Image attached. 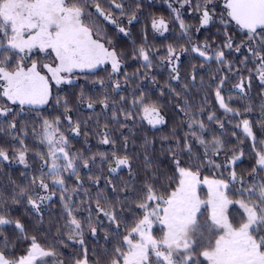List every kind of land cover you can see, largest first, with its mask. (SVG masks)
Here are the masks:
<instances>
[{
	"label": "snow or ice",
	"instance_id": "6c2138e0",
	"mask_svg": "<svg viewBox=\"0 0 264 264\" xmlns=\"http://www.w3.org/2000/svg\"><path fill=\"white\" fill-rule=\"evenodd\" d=\"M110 3L121 9V15H124L122 3H116L115 0H110ZM178 3L180 8L188 6L200 14L201 27L214 22L216 18L217 0H198L196 3L193 0H178ZM90 8L94 11L89 10ZM173 12L180 29L186 32L187 26L181 18L180 10L173 9ZM94 15L116 24L120 33L128 35L127 30L119 26L111 12L105 11L99 0H0V100L5 101L0 106V117L7 119L13 112L7 102L20 106L47 104L52 97L53 84H71L77 71H91L110 62L109 79L120 72L119 54L115 48L106 47V43L111 44V41L100 36V29L88 22ZM135 19L133 14L128 23L131 24ZM219 21L225 26V41L220 48L209 55L211 45L205 42L203 45H193L191 51L206 61L214 56L215 61L221 65L225 64L223 49L245 53L241 63L251 62L254 69H249V72L254 70L260 83L264 85V0H223ZM228 25H234L245 39L237 44L227 31ZM152 27L156 31H167V23L163 18L153 19ZM40 54H43V59L51 60V63L41 64L38 60L31 59L32 55ZM138 55L145 62L144 66L150 68L149 51L141 47ZM167 59L173 65L172 79H179L175 67L179 56L171 46ZM229 69L231 70V64ZM251 79L249 76L248 80ZM223 83L222 79L215 92L216 100L225 113L238 116L239 111L229 107L221 95ZM101 84L103 85V81ZM247 86L250 87V83ZM120 87L119 82L114 84V89ZM235 87L243 92L246 87L245 79L241 78ZM121 101L126 102V98L121 97ZM56 102L59 104L58 99ZM100 103L105 108L108 107L104 101ZM87 106L92 108L93 102H89ZM131 108L132 110L123 111L125 120L134 119L138 115L153 127L165 122L160 106L146 96L134 97ZM64 116L69 127L79 135V124L73 127L71 117L67 115L66 101ZM208 119L215 120L216 117L209 115ZM60 123L59 117L51 121L43 120L38 135L40 143L45 144L48 150L37 153L42 161L37 170L40 175L33 176L30 185L36 198H33L28 189H22L20 195L26 196L32 208L39 212L40 205L51 200L55 194L54 190L49 195H41L40 192H49L50 188L58 186L67 216L65 227L68 229V239L72 240L76 236L82 237L83 232L80 220L74 215V203L69 196L63 195L67 192L64 173H69L68 178L77 175L78 161L81 158L70 153L67 138L60 131ZM241 124L245 138H250L253 142L251 147L255 163L250 176L255 180L257 175H261V181L247 184L243 177L237 176L235 169L231 168L240 159L235 154L224 164H217L209 158V149L213 155L219 156L223 145L219 139L208 142L198 135L196 129L199 128L202 132L205 125L192 114L187 124L191 131L185 136L183 145L178 141L179 150H170L171 162L175 167L173 176L166 178L169 180L167 185L161 184L159 177H156L153 182H145L139 188L133 186L129 192V181L122 188V199L119 196L115 198V202L107 201L104 196L97 199L96 223H100L99 217L102 215L115 224L117 230L121 222L125 228L108 264H264V140L257 139L249 120L244 119ZM9 127L16 129L17 125L12 122ZM237 127L241 125L238 124ZM101 135L102 144L113 142L107 132ZM189 137L204 146L203 156H192L193 144L189 142ZM18 143L21 147L15 150L14 158L27 167V147L23 140ZM182 155H188L189 160H182ZM0 158H10L2 148ZM91 159L94 160L95 157ZM204 161L218 171H223H219L217 178L209 179L205 176L201 179V164ZM83 167H89L88 160L83 161ZM125 167L131 172L129 157L119 156L114 152L109 173H116ZM224 171L228 172L227 176H224ZM202 184L208 189L206 199H202L200 195ZM237 184L239 187H236ZM233 189V194L239 199H229L228 192ZM102 199L106 201L107 207L101 206ZM233 206L237 215L229 212ZM92 211L89 208L90 214ZM129 219L132 220L131 224L128 223ZM12 223L24 235V239L29 241V246L23 255L16 256L14 252H7L8 241L4 238L0 264H50L46 258L57 255L55 247L45 248L36 236L25 235L24 225L18 220L12 221L0 215V226ZM155 225L160 226L159 236L153 232ZM89 228L95 235L97 228L92 225L91 219ZM2 235L0 232V236ZM78 242L83 245L84 240L80 239ZM53 264L62 262L55 261ZM75 264H88L86 252L84 258L77 259Z\"/></svg>",
	"mask_w": 264,
	"mask_h": 264
},
{
	"label": "trees",
	"instance_id": "16d2710c",
	"mask_svg": "<svg viewBox=\"0 0 264 264\" xmlns=\"http://www.w3.org/2000/svg\"><path fill=\"white\" fill-rule=\"evenodd\" d=\"M99 2L105 11L111 12L119 26L128 32V35L120 33L116 24L105 21L103 17L94 15L88 21L100 29V36L111 41V44L106 45L115 48L119 54L120 72L111 79L110 65L76 72L71 84L52 87V97L46 106L31 108L9 104L13 109L12 114L7 119L0 117V148L7 151L10 157L8 160L0 158V215L12 221L18 220L24 225L25 235L36 236L45 248L54 246L57 255L47 258L49 262L75 264L77 259L84 258L86 252L89 264H108L125 228L121 222L117 230L116 225L102 215L99 217L100 223H96L97 199L99 196H104L111 202H115L117 196L122 199V188L129 181V192L133 186L139 188L145 182H153L156 177H159L161 184L167 185L169 180L166 178L173 176L175 167L171 162L170 150H179L178 141L183 145L185 136L191 131L187 124L192 114L205 125L202 132L199 128L196 129L197 134L208 142L219 139L223 145L219 156L213 155L209 149V158L217 164H224L235 154L240 159L231 168L235 169L238 177H243L247 184L259 183L262 179L261 175H257L255 180L250 176L255 163L251 147L253 142L250 138H245L241 124L244 119L249 120L257 139L264 140V85L260 83L254 70L249 72V69H254V65L251 62L242 64L245 53L227 48L223 49V65L218 64L214 56L206 61L191 51L193 45L207 42L211 45L209 55H212L224 43L225 26L219 21L223 7L221 0H217L214 22L204 27L200 25V14L188 6L180 8L178 0H115L116 3L123 4L124 15H121V9L115 8L110 0ZM196 2L198 0H193V3ZM173 9L180 10L181 18L187 26L186 32L180 29ZM89 10L94 11L91 8ZM133 14L136 19L129 24L128 19ZM159 18L167 22V31L163 34H158L152 27L153 19ZM227 31L237 44L245 39L234 25H228ZM170 46L179 56L175 61L179 79H172L173 65L167 59ZM141 47L150 53V68L144 66L145 62L138 55ZM33 58L41 61L43 55H32L31 59ZM249 76L252 77L250 81ZM241 78L246 83L243 92L235 87ZM222 79L224 83L220 88L221 95L229 107L239 111L238 116L225 113L216 100L215 92ZM116 82L121 85L119 89H114ZM248 83L250 87L247 86ZM141 95L160 106L164 123L153 127L138 115L134 119L125 120L123 111L132 110L133 98ZM121 97H125L126 102H122ZM65 101L67 115L71 117L73 127L79 124V135L69 127L65 119ZM100 101H104L108 107L105 108ZM89 102H93L92 108L87 106ZM4 103L5 101L0 100V106ZM209 115H214L216 119L209 120ZM57 117L60 118V131L67 138L70 153L81 158L78 161L77 175L68 178L69 173H64L67 192L63 195L69 196L74 203V215L80 220L83 232L82 237L76 236L72 240L68 239V229L65 227L67 216L58 186H53L49 192H40L41 195H49L54 190L55 194L51 200L40 205L39 212L32 208L26 196L20 195L22 189H28L33 198H36L30 185L33 176L40 175L37 170L42 161L37 153L48 150L45 144L40 143L38 133L43 120L51 121ZM12 122L16 123V129L9 127ZM238 124L241 127L238 128ZM104 132L109 134L112 143H101V133ZM19 140H23L28 150L27 167L14 158L15 150L21 147ZM189 142L193 144L192 156H203L204 146L191 137ZM114 152L116 155L129 157L131 172L125 167L116 173H109ZM92 157L95 159L92 160ZM181 159L187 162L189 156L182 155ZM84 160H88V168L83 167ZM201 167V176L204 177L217 178L219 171H223L209 166L207 161ZM223 174L227 176L228 172L224 171ZM157 187L159 188V184ZM234 191L235 189L228 192L229 197L239 199L233 194ZM100 204L102 207L108 206L103 199ZM89 208L93 210L91 214ZM89 219L97 228L95 235L90 231ZM131 222L129 219L128 223ZM0 232L3 233L0 236V250L4 249V238H7L8 253L14 252L16 256L25 253L29 241L24 239L14 223L0 226ZM153 232L159 236L160 226L155 225ZM80 239L84 240L83 245L78 242Z\"/></svg>",
	"mask_w": 264,
	"mask_h": 264
},
{
	"label": "rangeland",
	"instance_id": "374dc122",
	"mask_svg": "<svg viewBox=\"0 0 264 264\" xmlns=\"http://www.w3.org/2000/svg\"><path fill=\"white\" fill-rule=\"evenodd\" d=\"M221 5L223 6V0H221ZM167 23V22H166ZM158 34H163V33H165V31L164 30H161V31H156ZM106 47H107V45H106ZM41 55H43V54H41ZM33 59H35V58H33ZM36 60V59H35ZM39 61V63H41V64H43V63H51V61L50 60H47V59H42L41 61L40 60H38ZM29 63H30V61H29ZM105 65H110L111 66V64H110V62L109 63H105V64H103V65H100V66H105ZM100 66H98V67H100ZM97 67V68H98ZM94 70V69H93ZM77 72H79V71H77ZM72 80H73V78H72ZM64 84H68V83H62V84H60V85H55V84H53V86L52 87H59V86H61V85H64ZM9 104H10V102H9ZM18 105V104H17ZM25 107H31V108H42V107H44V106H46V104H44V105H32V106H29V105H24ZM159 125H161V124H159ZM159 125H156V126H159ZM152 126V125H151ZM155 126V127H156ZM203 177L204 176H201V179H203ZM209 179H212V178H210V177H208ZM207 192H208V189H207V186H205V185H201L200 186V195H201V198L202 199H206L207 198ZM229 196V195H228ZM229 199H233V200H235L236 198H230L229 197ZM229 212H230V214L231 215H237V213H236V208H235V206H233V207H231L230 209H229ZM203 218V217H202ZM237 218H239V217H237ZM47 259V258H46ZM49 260V259H48ZM53 262L54 261H50V264H53ZM89 264V263H88Z\"/></svg>",
	"mask_w": 264,
	"mask_h": 264
}]
</instances>
